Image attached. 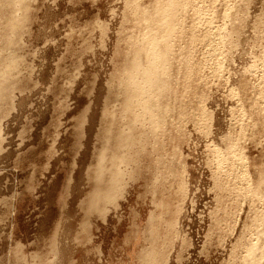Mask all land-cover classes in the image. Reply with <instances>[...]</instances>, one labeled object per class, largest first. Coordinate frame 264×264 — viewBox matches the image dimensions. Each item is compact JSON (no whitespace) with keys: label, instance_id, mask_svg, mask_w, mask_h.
Wrapping results in <instances>:
<instances>
[{"label":"rangeland","instance_id":"obj_1","mask_svg":"<svg viewBox=\"0 0 264 264\" xmlns=\"http://www.w3.org/2000/svg\"><path fill=\"white\" fill-rule=\"evenodd\" d=\"M169 1L0 0V264H264V0H175L171 39L139 16ZM149 27L170 50L163 129L139 122L100 200Z\"/></svg>","mask_w":264,"mask_h":264},{"label":"bare ground","instance_id":"obj_2","mask_svg":"<svg viewBox=\"0 0 264 264\" xmlns=\"http://www.w3.org/2000/svg\"><path fill=\"white\" fill-rule=\"evenodd\" d=\"M6 1L10 6H12V4L13 3L15 4L16 1L22 2L23 0H6ZM24 1H26V0H24ZM176 1L170 0L166 4L163 2L164 5H157L155 8L156 10H155L154 14L152 13V16H148L147 15L148 12L146 13V10L143 11V14L140 13L139 16H141L142 19H144L143 21H145V25H146L147 21H148V23L150 21L152 23V24L150 23V25H152V26L154 25V27L157 28V29L155 28L156 31L161 30L162 32L166 33L165 36H167L169 38L170 36H172L175 33L174 31L176 28L175 27V17H176V12H178V10L176 11V9H177L176 7H178ZM136 7H138V6H136ZM183 7H186V6H183ZM138 9H139V7H138ZM137 13H138V11H137ZM146 16H147V18H146ZM148 17H151V18L148 19ZM140 20H141V18H140ZM8 21H10V20H8ZM18 23L16 21H14V18H13V20L8 23L9 24L7 26V28H9L8 30L11 33L12 32L15 33L17 28L19 27ZM148 26H149V24H148ZM152 26H150V27L154 28ZM150 27L148 28V31L145 30L148 32V33L146 32L147 34L145 33L146 38L143 36V38L145 39V41H144L145 45L140 47V48L138 47L139 49L137 48V51L135 49L136 53L134 54V52H133L134 57L131 58L132 60L128 61V62H130V64H129L130 68L127 69V74L122 79L123 93L125 95V99H124L125 108L124 109H125V112L127 114L126 116L129 115V116H132L133 118H132V120H130L129 123H126V125H121L120 128H118V129L117 128H107V131H106L108 133V135L106 136L107 141H106L105 145L103 146L102 151H100L101 153H100L99 158L97 159L98 162H97L96 168H94L95 169L94 170V180L97 183V187H98L96 192H95V197L99 198L100 200H101V198H103L105 200L111 199L114 197L116 198V196L118 195L117 191H118V189L120 190L119 186L121 184L122 175L123 174L125 175V171L128 169V168H126V170H124L123 167L124 166L127 167L129 165H132L130 163L135 162V156H137L138 154H141V151L139 149L135 150L131 155H129V153H128V151L133 149V147L137 143H140L138 141L139 137H140V140H143V139H141L142 135L146 134V133L142 134V135L140 134V131H141L140 129L143 126L141 124L142 122L140 123L141 127L139 129V134L136 133L137 129H138L139 122L141 120L143 121V118H144V120L146 118L149 120L148 122L146 121V123H148L149 127L151 128V129L149 128V130L154 129V131H157V130L160 131L163 129V128L162 129L160 128L161 121H162L161 120L162 119L161 100L163 97H165L168 94L169 91H171V90H169L171 88L169 87V80H168V75H167L168 72L166 71L167 66H168V64H167L168 58H167L166 54L169 53L168 52L169 49L168 50L166 49L165 52L161 51L160 48H162L163 46L161 47L160 45H161V43H165V42H163L161 37L157 36L158 32H156V31L154 32V29H150ZM145 28H147V27H145ZM9 33H7V35ZM12 36L13 35L11 34V36H9V37L11 38ZM5 38H7V37L5 36ZM143 38L142 39L140 38V39L144 40ZM170 39H171V37H170ZM9 42H10V40H9ZM140 44H143V43H140ZM146 45L148 47H146ZM136 47H137V45H136ZM142 56L146 57V59H145V60H147V61H145L146 64H144L142 62V60H143ZM4 87L8 88L6 85H4L2 83V81H0V91L1 92H2V89ZM3 90H6V89H3ZM0 94H1L0 97H2V93H0ZM173 99H175V98H173ZM148 124L146 126L147 128H148ZM145 125L143 128H145ZM142 133H144V131ZM155 137H156V135H155ZM144 149H145V147H144ZM109 152H110V154H109ZM95 156H97V155H95ZM138 168H140V167H138ZM135 170L136 169H134L132 171L135 172ZM132 173L133 172H131L129 174L132 175ZM131 178H133V177L131 176ZM261 182H263V181H261ZM260 184H261L260 186L258 185L259 189L262 187L263 183H260ZM98 208H99V206H98ZM252 247H251V250L253 252L254 249H252ZM155 254L158 255V253H155ZM151 255H152V253H150V252H146L144 254V259H143L144 263H146V264H153L154 263L152 261ZM154 255H153V257H154ZM249 258H250V256H249ZM156 259H157V257H156ZM246 260H248V259H246Z\"/></svg>","mask_w":264,"mask_h":264}]
</instances>
